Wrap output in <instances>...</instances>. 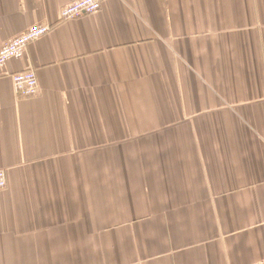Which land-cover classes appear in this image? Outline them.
<instances>
[{
	"label": "crops",
	"instance_id": "crops-1",
	"mask_svg": "<svg viewBox=\"0 0 264 264\" xmlns=\"http://www.w3.org/2000/svg\"><path fill=\"white\" fill-rule=\"evenodd\" d=\"M76 1L0 0V264H264V0Z\"/></svg>",
	"mask_w": 264,
	"mask_h": 264
},
{
	"label": "built area",
	"instance_id": "built-area-1",
	"mask_svg": "<svg viewBox=\"0 0 264 264\" xmlns=\"http://www.w3.org/2000/svg\"><path fill=\"white\" fill-rule=\"evenodd\" d=\"M102 9V0H77L74 3L64 7L60 12V18L63 21H71L85 16L94 15ZM50 27L47 25H38L29 28L19 37L9 41L0 48V75L4 66L12 59H21L26 51L34 42L39 41L48 35ZM12 81L16 94L24 97H35L39 93V84L37 75L33 70L23 71L12 76ZM6 172L0 170V192L7 188Z\"/></svg>",
	"mask_w": 264,
	"mask_h": 264
}]
</instances>
